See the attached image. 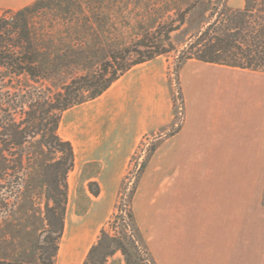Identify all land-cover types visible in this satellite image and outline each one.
Here are the masks:
<instances>
[{
    "label": "trees",
    "instance_id": "obj_1",
    "mask_svg": "<svg viewBox=\"0 0 264 264\" xmlns=\"http://www.w3.org/2000/svg\"><path fill=\"white\" fill-rule=\"evenodd\" d=\"M262 2L235 8L230 0H146L145 18L134 21L129 0H34L0 13V210L40 198L45 220L38 255L1 257L0 264H55L76 164L72 141L59 131L63 114L101 96L135 66L173 52L177 75L189 60L264 72ZM79 68L85 71L74 73ZM155 150L154 144L136 164L131 187L135 168L125 175L109 228L83 264H108L118 252L125 264H158L132 208ZM90 169L98 173L99 162L84 165L80 213L101 192Z\"/></svg>",
    "mask_w": 264,
    "mask_h": 264
},
{
    "label": "rangeland",
    "instance_id": "obj_2",
    "mask_svg": "<svg viewBox=\"0 0 264 264\" xmlns=\"http://www.w3.org/2000/svg\"><path fill=\"white\" fill-rule=\"evenodd\" d=\"M230 3L233 7L239 8L243 6L244 0H230ZM262 3L264 4V0ZM6 4L7 2H0V13L9 8L17 9ZM127 8L130 9L133 21L140 17L144 19L147 10L146 0H129ZM133 37L134 33L125 36L124 40L128 43ZM174 38L178 41L181 37ZM149 65L152 73L159 75L160 87L153 83L141 86L131 95L126 93L125 98L118 102L116 100V116L113 123L110 121L112 125L108 129L107 137L101 141L95 153L87 154L85 157L83 155L81 157L79 153V159L69 173V201L60 248L65 237L69 239L70 245L62 252L59 249L55 264H83L91 245L98 240L101 229L109 228V221L117 211L125 175L131 167L135 168L136 164L144 159L147 149L154 144L156 150L140 176L132 199V208L142 236L158 264H161L160 249L165 247L162 244L166 242V238L168 240V224L176 217L175 209L170 206L171 203L174 205L173 201L176 198H172L170 202L171 198L167 192L174 188L169 181L176 178L218 176L219 171L211 166L214 163H221L228 167L223 170L226 176L263 179L264 183V153H192L188 151L192 148L186 147L187 138L184 137L191 133L188 130V123L192 119L190 101L196 98L192 92L194 87L199 88L198 92L202 87L204 95L201 100L213 106L197 114L196 119L207 125H211L213 121L224 122L221 131L200 129L195 131L196 134L203 135L207 132L238 134L241 129H237V126L244 123L248 124V133L264 134V129H261L264 120V72L234 67L222 70L217 68L210 83L201 85L207 79L206 81L204 77L200 79L201 75L199 79H192L189 72L192 67H202L203 63L189 60L179 69L177 75L176 53L173 52L155 58ZM83 71H85L83 68H79L74 73L79 74ZM229 78L232 81L231 85L228 83ZM117 94V91L110 94L107 101L109 106H112ZM129 101L131 104L128 106ZM59 131L63 137H70L66 121L63 124L61 121ZM78 148L81 149L80 146ZM88 158L100 164L98 173H95L94 169H90V172L94 174L93 179L99 182L101 192L97 197L92 196L88 210L80 213L77 211L76 201L79 190L87 192L83 168L86 163L84 161ZM130 171L131 187L136 168ZM126 196L125 193L124 197ZM20 203L21 201L18 202ZM11 207L9 212L2 213L0 210V258L21 257L29 260L34 254H39L41 246L45 225L42 201L35 198L32 202H26L24 209L14 203ZM87 236H91L88 247L84 254L74 261L77 244ZM183 262L191 264V259H184ZM108 264L125 263L118 252L109 259Z\"/></svg>",
    "mask_w": 264,
    "mask_h": 264
},
{
    "label": "crops",
    "instance_id": "obj_3",
    "mask_svg": "<svg viewBox=\"0 0 264 264\" xmlns=\"http://www.w3.org/2000/svg\"><path fill=\"white\" fill-rule=\"evenodd\" d=\"M13 8H21L32 0H0ZM154 60V59H153ZM152 61V60H151ZM139 64L116 81L104 94L89 102L77 105L65 112L62 124L66 121L75 152L85 157L95 153L101 141L115 120V102L141 86L158 84L159 75L152 73L150 62ZM203 63L202 67L191 68L192 79L205 78L208 85L217 68L229 66ZM232 84L231 78L228 79ZM209 82V83H208ZM207 83V84H206ZM192 88L194 99L190 101L191 133L184 135L192 153L247 154L264 153V134L248 133V124L237 126L238 134L219 133L196 134L200 129L224 128L223 121H213L211 125L197 120V114L213 106L202 101V87ZM117 91V98L109 106L110 94ZM205 92V91H204ZM131 101L128 102V106ZM222 109V106L220 107ZM111 121V123H110ZM264 129V120L262 121ZM256 126H253L255 128ZM244 130V131H243ZM243 131V132H242ZM78 146L81 147L78 148ZM255 148L251 150L250 148ZM79 150L80 152H77ZM94 161L91 158L84 162ZM218 176L188 177L172 179L174 188L168 190L171 198H176L172 206L176 217L168 224V240L160 249L161 264H183L184 259H191V264H263L264 262V219L263 217V179L226 176L223 170L227 165L214 163ZM169 222V221H168ZM167 235V234H166ZM169 245V246H168Z\"/></svg>",
    "mask_w": 264,
    "mask_h": 264
},
{
    "label": "bare ground",
    "instance_id": "obj_4",
    "mask_svg": "<svg viewBox=\"0 0 264 264\" xmlns=\"http://www.w3.org/2000/svg\"><path fill=\"white\" fill-rule=\"evenodd\" d=\"M77 152H78V150H77ZM83 238H85V237H83ZM90 241H91V236H87L85 239L81 240L77 244L78 246H77V249H76V253L74 252L75 253L74 261H77L84 254V252H85L86 248L88 247ZM68 245H70L69 239L65 237L63 239L62 243H61L60 252H62L65 249H67ZM61 258H64V257H61Z\"/></svg>",
    "mask_w": 264,
    "mask_h": 264
}]
</instances>
